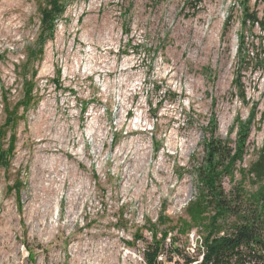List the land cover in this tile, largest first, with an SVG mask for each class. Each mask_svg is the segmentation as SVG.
I'll return each instance as SVG.
<instances>
[{"label":"rangeland","instance_id":"374dc122","mask_svg":"<svg viewBox=\"0 0 264 264\" xmlns=\"http://www.w3.org/2000/svg\"><path fill=\"white\" fill-rule=\"evenodd\" d=\"M41 1L0 0V127L3 92L22 98L18 67L38 38ZM62 3L27 70L37 69L38 103L0 137L4 151L13 140L0 159V264H146L162 214L173 221L154 227L169 231L166 250L178 237L194 254L198 228L178 230L201 192L207 141L236 149L249 127L235 179L219 180L226 192L264 146V30L246 16L264 21V0Z\"/></svg>","mask_w":264,"mask_h":264},{"label":"trees","instance_id":"16d2710c","mask_svg":"<svg viewBox=\"0 0 264 264\" xmlns=\"http://www.w3.org/2000/svg\"><path fill=\"white\" fill-rule=\"evenodd\" d=\"M65 5L62 0H42L38 5L40 31L36 42L26 48L25 61L19 66L23 81L22 98L13 103L7 97L8 92H3V103L6 119L0 127V137L5 138L8 132L15 130L17 123L24 116L21 114L37 105L35 94L37 69L32 75H27V70L35 67L34 62L44 56L45 45L55 36L56 19L63 15ZM247 18L253 26L259 23L264 30V21L257 19V14L246 12ZM213 135L215 125L212 123ZM248 126V125H247ZM249 127L241 126L239 145L233 149L229 140L212 137L207 141V160L200 169L199 177L201 192L186 207L189 219L182 221L178 230L180 235L188 236L189 232L197 227L204 235L202 245L194 254H190L186 246H177L178 237L171 238L169 250H166L169 231H158L154 227L159 224L166 226L172 223V218L162 214L159 223L153 224L151 232L153 239L147 241L145 250L146 264H264V146L259 149L258 159L249 168L241 167V180L235 189L228 192L219 184L223 174L228 173L235 179V167L238 161L243 160L245 151L246 134ZM15 135V132L12 134ZM13 138V137H12ZM13 150V140L7 151L0 143V159H6L7 154ZM251 179L253 185L261 183L254 191L247 189L246 182ZM20 185L17 186V189ZM175 228V227H173ZM143 238L137 233L135 241ZM203 256L200 259V256Z\"/></svg>","mask_w":264,"mask_h":264},{"label":"built area","instance_id":"2783aa9c","mask_svg":"<svg viewBox=\"0 0 264 264\" xmlns=\"http://www.w3.org/2000/svg\"><path fill=\"white\" fill-rule=\"evenodd\" d=\"M200 233L198 230L193 231L191 234V239H192V243L191 245L188 246L189 251H191L192 253H196L198 251V248L201 247L202 245V235H198V233ZM201 234V233H200ZM190 234H188L189 236ZM200 240V243H199ZM203 256H200V259H202Z\"/></svg>","mask_w":264,"mask_h":264}]
</instances>
